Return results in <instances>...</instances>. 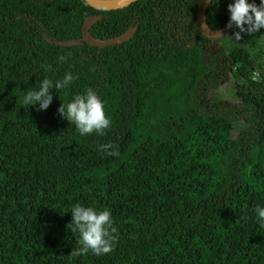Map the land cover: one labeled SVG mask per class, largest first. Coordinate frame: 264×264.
<instances>
[{
  "label": "trees",
  "instance_id": "obj_1",
  "mask_svg": "<svg viewBox=\"0 0 264 264\" xmlns=\"http://www.w3.org/2000/svg\"><path fill=\"white\" fill-rule=\"evenodd\" d=\"M198 1L0 0V264H264V0Z\"/></svg>",
  "mask_w": 264,
  "mask_h": 264
},
{
  "label": "water",
  "instance_id": "obj_2",
  "mask_svg": "<svg viewBox=\"0 0 264 264\" xmlns=\"http://www.w3.org/2000/svg\"><path fill=\"white\" fill-rule=\"evenodd\" d=\"M90 6L95 9H111L124 6L128 3L133 2L134 0H85ZM209 0H199L196 6L195 19L197 27L200 32L210 38L222 37L225 36L229 31H231L236 24L238 23L240 17V4L238 0H230L232 4V15L222 28L217 30H208L204 24V10ZM98 18V15H92L84 19L81 26V36L80 38L74 39L73 43H79L84 41L89 45L103 47L106 45H115L122 43L127 40L131 34L134 32V27H129L124 32L106 39L95 38L89 32L88 28L92 22Z\"/></svg>",
  "mask_w": 264,
  "mask_h": 264
},
{
  "label": "rangeland",
  "instance_id": "obj_3",
  "mask_svg": "<svg viewBox=\"0 0 264 264\" xmlns=\"http://www.w3.org/2000/svg\"><path fill=\"white\" fill-rule=\"evenodd\" d=\"M234 80L229 75L228 78L219 84L216 88L210 89L208 91V96L214 99H223L233 102H237V98L234 94ZM242 123L240 121L235 123L234 130L232 131V136L241 128Z\"/></svg>",
  "mask_w": 264,
  "mask_h": 264
}]
</instances>
